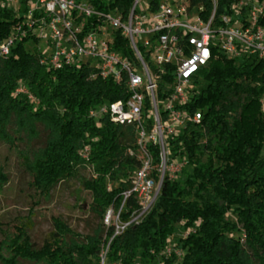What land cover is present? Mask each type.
<instances>
[{
    "label": "trees",
    "instance_id": "obj_1",
    "mask_svg": "<svg viewBox=\"0 0 264 264\" xmlns=\"http://www.w3.org/2000/svg\"><path fill=\"white\" fill-rule=\"evenodd\" d=\"M189 1L202 5V17L208 19L213 0ZM234 1L215 0L214 20L228 13ZM117 3L125 11L132 0ZM20 21L11 9L0 7V42ZM257 24L264 29V7ZM30 39L39 41L27 32L7 56H0V138L10 139L9 125L35 139L45 133L44 146L23 155L29 185L40 197L76 177L82 165L93 166L95 176L84 185L93 194L90 209L99 224L93 235L68 241L69 228L56 217L51 238L40 246L21 224L10 241L12 256L3 260L0 254L2 263L93 264L112 237L108 264H264V60L256 54L236 58L212 51L201 72L207 83L199 84L185 106L190 114L202 112L199 124L187 122L179 136L168 138L173 155L181 158V170L174 177L165 172L150 210L114 234L115 225L103 222L105 215L112 209L125 223L139 208L134 194L124 198L123 193L141 161L127 153L134 147L131 128L106 117L99 124L88 112L102 102L125 99L126 90L110 78H89L85 66L46 67L38 49H25ZM120 44L125 54V41ZM19 84L37 103L16 92ZM85 147L86 158L81 155ZM151 149L152 175L158 181L161 160Z\"/></svg>",
    "mask_w": 264,
    "mask_h": 264
},
{
    "label": "built area",
    "instance_id": "obj_2",
    "mask_svg": "<svg viewBox=\"0 0 264 264\" xmlns=\"http://www.w3.org/2000/svg\"><path fill=\"white\" fill-rule=\"evenodd\" d=\"M142 1L132 0L123 11L117 0H0V7L21 17L0 42V56H7L21 35L38 32V40L46 44L45 52L39 50L41 64L54 69L85 66L90 69L89 78H110L126 90L125 99L102 102L88 112L99 124L106 117L115 125L131 128L134 147L127 153L141 161L130 175V189L123 193L124 198L134 194L139 208L125 223L115 213L114 234L129 223H138L150 210L165 172L174 177L181 170V158L173 155L168 138L179 136L187 122L199 124L202 112L190 114L185 106L197 91L212 51L236 58L256 54L264 60V29L257 24L264 2L235 0L229 12L215 21V0L208 19L202 17V5L189 0H158L155 4L146 0L145 6ZM196 7L198 13L192 14ZM121 40L125 41V54ZM16 92L37 103L22 84ZM150 147L156 148L161 160L156 169L158 181L152 175L154 151ZM87 154L85 147L81 155L86 158ZM111 239L101 245L93 264H108Z\"/></svg>",
    "mask_w": 264,
    "mask_h": 264
},
{
    "label": "rangeland",
    "instance_id": "obj_3",
    "mask_svg": "<svg viewBox=\"0 0 264 264\" xmlns=\"http://www.w3.org/2000/svg\"><path fill=\"white\" fill-rule=\"evenodd\" d=\"M145 4L146 0H143L141 5ZM197 13L198 8H193L192 14ZM25 49L45 52L46 44L43 40L36 42L30 39L25 43ZM206 83L205 78H200L201 86ZM262 107L264 110V103ZM7 129L10 132V139L6 141L0 138V254L3 260L12 256L10 241L14 238L16 228L21 224L26 226L28 235L36 246L51 238L54 231L53 220L56 217L67 224L68 241H79L78 237L93 235L99 219L90 209L93 194L84 183L95 176V168L91 165H82L76 177L60 181L47 196L40 197L29 185L30 175L24 168L23 155L28 154L30 150L36 152L43 147L45 133L41 132L35 139L24 136L23 133L19 135V131L13 125H9ZM109 211L110 217L107 222L104 219V224H117L115 213ZM229 218L235 220L233 214H229ZM175 234L173 240L177 238L178 233ZM0 264L4 263L0 260ZM19 264L35 263L19 260Z\"/></svg>",
    "mask_w": 264,
    "mask_h": 264
}]
</instances>
